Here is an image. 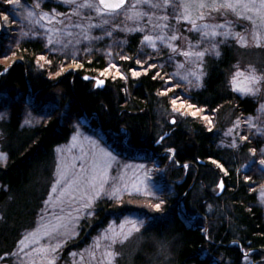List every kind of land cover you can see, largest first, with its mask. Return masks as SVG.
I'll return each mask as SVG.
<instances>
[{"label": "trees", "instance_id": "1", "mask_svg": "<svg viewBox=\"0 0 264 264\" xmlns=\"http://www.w3.org/2000/svg\"><path fill=\"white\" fill-rule=\"evenodd\" d=\"M21 1L31 9L37 5L36 0ZM39 1L38 9L48 15L53 13L57 27L77 20L56 0ZM5 4V0H0V13L9 12ZM110 29L102 27L94 36L105 35V30L111 33ZM116 37L121 49L124 47L121 54L127 59L119 67L127 79L123 85L104 80V89L95 88L93 79L106 69L104 59L96 52L86 57L75 73L57 76L61 59L46 54L39 42L17 46L14 54L19 62L6 73L0 65V98L3 97L6 108L0 118V149L6 156L0 166V257H3L0 264H10L15 238L32 227L44 182L52 168L53 152L71 136V121L93 115L97 118L96 126L104 133L125 131L126 144L121 148L109 144L112 151L133 158L136 151L149 155L164 150L173 152L172 160L167 155L159 158L165 169L163 181L171 189L160 200L164 217L152 221L150 229L170 247L175 264H213V257L221 260L219 264H245L239 248L252 251L249 262L260 264L264 259V208L251 191L259 178L253 175L252 182L248 181L241 168L253 163L257 154H264V115L257 113L255 101L236 96L228 87L233 55L224 50L217 61L207 59L206 72L197 86H186L166 96L163 82L166 78L159 74L168 70L165 63L149 65L146 72L133 78L130 72L142 57L137 38L116 35L112 38ZM2 44L0 41V50ZM96 48H102V44ZM40 56L50 61L43 70L38 66ZM53 84L59 93L52 102L59 115L23 126V109L19 104L22 96L31 91L35 94L33 107L40 102L44 105L43 98L52 91ZM180 98L185 99L187 106L193 105L192 109L210 117L212 127L191 116H181L171 125L166 117L174 113L172 100ZM245 120L252 121V130H244ZM164 135L167 136L158 147L156 141ZM220 180L223 193L216 197L213 189ZM180 203L187 217L198 215L197 219L188 224L182 221L176 210ZM223 207L225 213L217 214L216 210ZM129 211L123 208L119 213ZM112 212V203L99 202L90 213L91 218L80 224L81 240L73 246L77 250L89 246L93 234L106 226ZM202 220L208 226L207 235L202 232L205 227L200 224ZM166 235L174 242L172 246L165 242ZM232 242L236 245H231ZM66 253L63 250L55 256L57 264L64 263Z\"/></svg>", "mask_w": 264, "mask_h": 264}, {"label": "rangeland", "instance_id": "2", "mask_svg": "<svg viewBox=\"0 0 264 264\" xmlns=\"http://www.w3.org/2000/svg\"><path fill=\"white\" fill-rule=\"evenodd\" d=\"M56 1L70 10L71 16L77 20L72 19L63 25L58 24L59 27H57L53 13L47 15L45 19H40V16L45 12L36 6L31 9L22 1L19 6L4 5L9 8V12L0 13V41L3 43L0 50V65L5 68L3 73L19 62V58L14 54L17 46L25 42H39L46 54L61 59L57 76L78 71L85 58L91 57L96 52L106 63L104 73L107 76L103 79L123 85L127 79L119 67L120 63L126 62L127 59L121 54L124 47L121 49L119 39L112 37L116 35L127 38L135 35L137 29H141L145 12L152 11L154 8L150 7L149 3H142L139 10H133L132 5L136 4L135 0H128L126 10L111 14L104 11L105 14L98 15L95 9L99 6L94 0H75L73 4H67L64 0ZM181 1L183 2V0H178L180 7ZM35 2L40 4L39 0ZM85 2L91 3L95 7H77L78 4ZM29 11L33 13V16L26 19ZM149 13L148 16L152 15ZM181 14L184 15L183 12ZM5 16H8V20L4 19ZM90 25H98V27H89ZM102 27H111L109 31L113 34L107 35L106 33L109 32L105 30V35L101 36V39H85V36L95 37L94 33H97ZM242 31L245 32L246 38L242 41L239 40V37L237 38L239 46L233 50L234 62L227 85L236 96L255 101L258 108L257 113L264 115V82L256 86L260 87V91L254 96L233 91L232 80L237 70L246 75L253 69L257 75L264 74V27L260 31L257 30L260 33V47L255 46L256 40L247 29ZM49 39L53 43L49 44ZM143 39L144 36L140 41L141 63H135V68L130 72V76L133 78L137 77L133 76L134 71L142 75L148 70L146 67L153 64L157 48L165 49V44L169 41L165 38L162 42L155 36L153 37L155 44L153 48L147 42L142 43ZM99 44H102V48L97 49L96 46ZM201 46L210 48L209 40H204ZM225 46L223 44V47ZM191 51L193 50L191 49ZM207 53L211 55L212 60H217L214 51ZM44 57V60L38 59V66L42 67L40 70H43L47 64L49 65L45 61L47 57ZM166 63L170 64L171 61ZM181 64L184 65L183 68L178 67ZM174 65L172 69L159 73L164 76L163 78H166L165 81L162 80L166 86V96L181 88L184 89L186 86H197L200 83V80L196 81L190 75L187 76V79H179L180 76H185L193 71L200 74L198 70L201 61H198L197 58L184 57ZM174 73L178 75L174 76ZM121 76L124 78L122 79ZM239 82L243 85L244 77H240ZM55 88L56 84H53L52 91L44 96L43 100L46 101L44 105H41L40 102L33 107L35 94L31 91L22 96L19 104L23 109V126L36 125L53 115L56 116V111L59 110L52 102V98L59 92ZM0 100V104H2L0 116H3L2 114L6 113V108L2 103L3 97ZM172 107L174 113L166 117L171 125H175L176 120L181 116H191L200 119L206 124L205 126L212 127L210 117L203 111L187 106L185 99L180 98ZM193 112H196L195 116L192 115ZM204 116H207L208 119L205 120ZM96 119V116L93 115L71 121L72 134L64 144L56 147L53 152L52 168L48 174L49 177L44 182V193L41 195L42 198L32 227L15 238L12 254L9 256L10 264H47L48 259H54L57 264L55 256L61 254L63 250L65 253L68 252L64 256L65 261L62 264H100L101 260L105 259L103 254L108 250L107 246L114 238L117 243L113 245V249L118 253L114 264H175L174 253L171 252L170 247L158 237L156 238L150 229L152 221L164 217L161 215V206L157 209L156 205L161 204L160 200L167 194V190L171 189V186L163 181L166 177L165 169L160 166L159 158L167 155L172 160L173 152L164 150L159 154L149 155L146 151H136L134 158L125 157L110 148L112 144L119 148L126 144L125 131L119 129L114 134L107 132L102 134L101 129L95 124ZM173 120L175 123H172ZM244 124L245 131L252 130V126H254L250 120H245ZM164 139H158L156 145L159 147ZM4 155L0 149V166L5 163L6 156ZM262 159H264V154H257L253 163L245 164L241 168V173L242 176H246L245 179L248 181L253 180V175L259 178L258 184L252 185L251 191L257 194L259 204L264 208V202L261 201V193L264 192V166L260 163ZM214 165L223 172L219 164L214 163ZM217 192H219L218 185L213 189V193ZM89 201H91L90 206L85 207ZM102 201L113 204L112 218L105 227L93 234L89 246L77 250L73 245L81 240L80 224L91 218L90 213ZM123 208L130 211L124 212L127 214L119 213ZM216 211L217 214L225 213L224 207ZM195 216L191 217L197 219L198 215ZM140 221L144 223L141 224ZM133 223L136 224L139 231L133 229ZM60 224L65 228H58ZM200 224H204L203 234L207 235V224L203 220ZM125 235H128V238L122 244L119 243V240L123 239ZM169 237L165 236V242L172 246L174 242L171 243ZM231 245H236V243L232 242ZM52 247H56L55 252L51 251ZM239 251L244 256L245 264L258 263L249 262L252 251H243L241 248ZM201 255L205 256V251H202ZM218 259V257H213V264L221 263V260ZM260 264H264V259L260 260Z\"/></svg>", "mask_w": 264, "mask_h": 264}, {"label": "snow or ice", "instance_id": "3", "mask_svg": "<svg viewBox=\"0 0 264 264\" xmlns=\"http://www.w3.org/2000/svg\"><path fill=\"white\" fill-rule=\"evenodd\" d=\"M65 3L67 4H73L75 3V0H64ZM144 3H150V0H143ZM6 4H15L17 6L20 5L21 0H5ZM99 4H100V8H96L95 10L97 11L98 15H103L105 14L103 10H107L108 13H116L119 9H121L124 5H125V0H99ZM169 4V0H164V5L165 7H167ZM195 4L196 6H198V8L200 9H204L206 7H211L212 11H220L221 8L226 9V10H232L235 11V8L237 6H243V8L254 12V14L258 15L260 17L261 20V24L264 25V0H211V5L208 3V0H185V2L181 5L184 8V15H183V19L188 22L191 23L193 25V27L191 29H189V31H195V32H200L201 34V41H199L197 43V45H192L191 42L189 41V48L193 49V51H181L179 54L185 56L188 59H192L193 57L197 58L198 61H202L203 57L205 56L206 52L209 51H214L216 53V55H219V51L217 50L218 48V44L219 43H224L227 38L229 36H232L233 38L239 36V39L242 41L244 39L243 36H240L239 33H233L231 31V28L229 26V30L223 33H219L216 31V28H225L226 25L225 24H217V25H209V24H203L200 26L196 25V21L190 19V5ZM218 5V6H217ZM175 6V5H173ZM37 8L40 7L39 3H37L36 5ZM78 8L81 7H85V8H93L95 7L93 4L85 2L83 4H78L77 5ZM136 7V5H132V8L134 9ZM150 7H159V5L157 4H150ZM53 12H55V9H53ZM47 13H44L40 16V19H45L47 18ZM33 16L32 12H28L27 13V18H31ZM164 19H167V17H163ZM177 19V21L179 22V20L181 19L180 16L175 17ZM5 20H8V16L4 17ZM199 20H204L205 16L203 14V12H201V14L198 17ZM89 27H98V25H90ZM166 27V25H165ZM255 27V25H254ZM143 29H137V31H142ZM107 35H111V33H106ZM218 36H222L224 39H221L219 41H216V37ZM179 37L174 33L173 35H171L170 37H168L167 39L175 41L177 40ZM85 39H101V37H89V36H85ZM157 39H160L162 42L165 40V37L163 36H158ZM254 39L256 40V47H260V35L258 33H254ZM204 40H209L210 42V48H205L203 51L197 50L199 47V43H202ZM147 42L149 44V46H152L153 48L155 47L154 41H153V37L150 35H145L144 39L142 41V43ZM53 43V41L51 39H49V44ZM170 50L173 53L177 52V48L174 47L171 44L167 45ZM40 60H44L45 57L44 56H40L39 57ZM169 59H172V57H169ZM50 63V61H48ZM137 63H141L140 60H137ZM113 67H115V65H112ZM152 67H155V65H151ZM77 67H79V65H77ZM179 68H183L184 65L181 64L178 66ZM133 76H139L140 73L134 71ZM158 75V74H157ZM178 75L176 73L173 74ZM190 75L192 77L195 78L196 81H199L201 76L203 75V71L201 70L200 74H197L196 72H189L187 75L185 76H180L179 79H187V76ZM240 77H244V81L245 83L243 85L240 84L239 82V78ZM121 78L123 79L124 77L121 76ZM85 79H88V77H85ZM191 82V81H189ZM262 82H264V74L262 75H257L255 70L253 69L252 71L248 72L247 75L243 72H240L239 70L236 71V73L233 76V80H232V84H233V91H238L241 92L245 95H256L259 91H260V87H256L257 85H261ZM98 86L103 84V81H97ZM173 105L175 106L176 104V100L173 99L172 100ZM189 107H193V105H188ZM193 116L196 115V112L192 113ZM0 118H3L2 116H0ZM205 120L208 119L207 116L203 117ZM172 123H175V121L173 120ZM209 123H211V121H209ZM238 126V125H237ZM209 131H211V129H209ZM231 131V130H230ZM163 139V137L161 138ZM245 140L248 139V137H244ZM255 154V151L254 153ZM213 163H216V161H212ZM261 165L264 166V159H262L260 161ZM219 167V165H217ZM219 187L221 189H223L224 185L223 183H221L219 185ZM261 201L264 202V192L261 193ZM91 201H89V204L85 205V207H89L90 206ZM157 209L160 208V205L157 204L156 205ZM141 224H143V221H140ZM133 229L135 231H139V228L136 226L135 223H133ZM130 235V234H129ZM107 239V237H105ZM128 238V235H125L123 239L119 240V243H123L124 240H126ZM117 243V240L114 238L111 240V242L109 243V245L107 246L108 250L103 254L105 259L101 260L100 264H114V261L118 255L117 252L114 251L113 249V245H115ZM97 247H99V245H97ZM51 251L55 252L56 251V247H52ZM245 255H247L245 253ZM0 259H3V257H0ZM47 264H55L54 259H48Z\"/></svg>", "mask_w": 264, "mask_h": 264}, {"label": "flooded vegetation", "instance_id": "4", "mask_svg": "<svg viewBox=\"0 0 264 264\" xmlns=\"http://www.w3.org/2000/svg\"><path fill=\"white\" fill-rule=\"evenodd\" d=\"M94 1H96L97 5L100 8L101 6L99 5V1L98 0H94ZM177 2L178 0H169L168 6L165 7L164 0H150L149 4H157L159 5V7H155L152 11L145 12L144 14L145 19H143L141 22V29L143 30L137 31L135 35H132L133 37L137 38L138 46H140L141 48L140 41L142 40V37L145 35H152L153 37L163 36L167 39L168 37H170L175 33L179 38L175 41L169 40L167 44H165V49L163 47L157 48L156 53L154 55L155 58L153 59L154 65L155 63L162 61L163 63H165V67H167V69H172L173 66H175L174 65L175 62L184 59L185 56L179 54L181 51H185V50L191 51V48H189V41L191 42L192 45H197V43L201 41L200 32L189 31V29H191L193 25L191 23L186 22L182 18L183 16L181 12L184 13V8L182 6L180 7L179 2L178 3ZM184 2L185 0H183V2L181 1L180 5H182ZM135 3L136 4L134 5H136V7L134 9L139 10L141 4L144 2L143 0H135ZM208 3L211 5V0H208ZM127 8H128V0H125V5L117 12H121L123 10H126ZM103 11L107 12V10H103ZM201 12H203L205 16L204 20L198 19ZM148 13L149 14L152 13V15L148 16ZM177 16L181 17L179 22L175 18ZM163 17H167V19H164ZM190 19L195 20L197 26L203 25L205 23L209 25L225 24L226 25L225 28H216V31L219 33L226 32L229 30V26H230L231 31L233 33H239V35L243 36L244 38H246V35L245 32H243L242 30L247 29V31H249V34L253 37V39H254V33H258V31H260V29L264 27V25L261 24L260 17L254 14V12L243 8V6H237L235 8V11L226 10L223 8H221L220 11H212L211 7L200 9L195 4H192L190 5ZM258 34L260 35V33ZM238 37L239 36L233 38L229 36L224 43L218 44L217 50L219 51L220 54L216 55L217 60L223 56L224 50L226 54L229 55H232L234 53L233 52L234 48H237V46H239L238 45L239 41L237 40ZM221 39L224 38L222 36L217 37V41ZM168 44H171L174 47H176L177 52L173 53L170 50V48L167 46ZM223 44L226 46L223 47ZM205 48H206L205 46L202 48L201 43H199V47L197 50L203 51ZM169 57H172V59H169ZM210 57L211 55L206 52L205 56L203 57V60L201 61V65L198 71L201 72L202 70L203 75L206 72V61L207 59H211ZM167 60L171 61L170 63L171 65L169 63L168 64L166 63L168 62Z\"/></svg>", "mask_w": 264, "mask_h": 264}, {"label": "water", "instance_id": "5", "mask_svg": "<svg viewBox=\"0 0 264 264\" xmlns=\"http://www.w3.org/2000/svg\"><path fill=\"white\" fill-rule=\"evenodd\" d=\"M99 1V0H98ZM100 5V4H99ZM86 80H88V79H86ZM93 81H94V83H95V88H103V86H104V81H103V84H101V85H99L98 86V84H97V81H101V80H97V79H93ZM162 138V137H161ZM160 140H162V139H160ZM221 184V183H220ZM222 194V189L220 188V191H219V193L217 194V197H219L220 195Z\"/></svg>", "mask_w": 264, "mask_h": 264}, {"label": "bare ground", "instance_id": "6", "mask_svg": "<svg viewBox=\"0 0 264 264\" xmlns=\"http://www.w3.org/2000/svg\"><path fill=\"white\" fill-rule=\"evenodd\" d=\"M96 165H97V164H96ZM58 228H60V229L63 228V229H64L65 227H64V226L62 227V224H60ZM60 229H59V230H60Z\"/></svg>", "mask_w": 264, "mask_h": 264}]
</instances>
